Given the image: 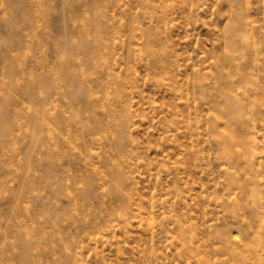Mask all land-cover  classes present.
I'll use <instances>...</instances> for the list:
<instances>
[{
    "label": "rangeland",
    "instance_id": "obj_1",
    "mask_svg": "<svg viewBox=\"0 0 264 264\" xmlns=\"http://www.w3.org/2000/svg\"><path fill=\"white\" fill-rule=\"evenodd\" d=\"M0 264H264V0H0Z\"/></svg>",
    "mask_w": 264,
    "mask_h": 264
}]
</instances>
